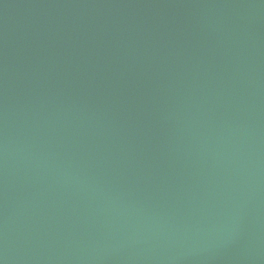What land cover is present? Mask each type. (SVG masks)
Wrapping results in <instances>:
<instances>
[{
  "label": "water",
  "instance_id": "95a60500",
  "mask_svg": "<svg viewBox=\"0 0 264 264\" xmlns=\"http://www.w3.org/2000/svg\"><path fill=\"white\" fill-rule=\"evenodd\" d=\"M0 264H264V0H0Z\"/></svg>",
  "mask_w": 264,
  "mask_h": 264
}]
</instances>
